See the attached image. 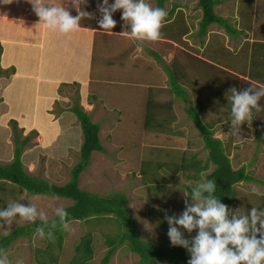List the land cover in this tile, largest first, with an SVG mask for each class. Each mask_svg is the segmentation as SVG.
Wrapping results in <instances>:
<instances>
[{"label": "rangeland", "instance_id": "1", "mask_svg": "<svg viewBox=\"0 0 264 264\" xmlns=\"http://www.w3.org/2000/svg\"><path fill=\"white\" fill-rule=\"evenodd\" d=\"M147 2L152 7H158L157 0ZM98 3H102V0H83L80 8L88 12L93 11L99 21L101 13L97 7ZM109 3H114V0H109ZM214 8L216 14L227 18L234 28L241 31L240 35L232 38L218 24L214 23L207 29L211 34L210 38L214 40L208 51H211L212 47L216 52V57L211 62L216 66L215 70L220 71V77L215 73L211 75L212 78L205 74L206 64L211 63L204 59L210 58L207 52L204 53L202 46L208 36H201L197 32L201 16L197 0H166L163 5L162 9L167 13L163 22L184 14L186 22L176 18L175 22L160 30L161 34L167 32L171 35L168 27L172 28L180 46L160 39L155 42L140 41L157 52L161 56L160 60L138 45L137 40L121 33L126 30L121 19L123 10H117L113 13V19L117 21L113 33L108 35L102 31L103 33L96 35L92 60L87 61L89 67L85 70L84 74L87 76L83 78L84 82L80 83L69 76L60 79L59 76L57 83L51 81L52 83L45 87L46 92L52 93L44 112L48 118L38 111L35 113L39 116L32 115L34 83L28 79L17 80L18 77L14 76L15 62L0 55L2 70L7 71L10 66L15 68V72L9 77L0 76V163H7L12 159L14 144L9 120L15 119L18 127L23 128L21 137L29 138L28 145L23 148L21 155L24 169L51 183H66L70 179L71 168L78 160L82 142L79 120L70 110L77 101L90 115L92 122L99 124V139L103 147L102 151L92 152L88 166L79 175V187L101 196L125 194L128 210L135 219L142 239L170 245L169 224L165 215L182 214L185 210V186L196 183V180L187 178L189 173L171 174L166 169H158L157 173L163 180L150 184L142 177L140 165L142 159L147 156L153 160L154 167L151 172H155L158 148L164 151V156L169 150H175L176 153L184 151L188 155L195 154L204 162L208 150L204 148L203 140L187 114V107L190 104L196 105L200 100L203 104L201 117L207 123L210 121L213 124V136L223 141L232 167L238 169L245 166L254 177L253 181H240L235 185L239 195L231 213L237 212L239 215L245 208L247 213L253 207L258 208L264 196L255 195L251 188L255 186L264 192V137L258 138L253 123L249 127L247 122L242 125L240 140L232 136L229 117L218 111L221 99L217 92L221 90V83L218 82L229 73L249 82L264 84V56L251 61L253 50L257 49V54L258 50H261L264 54V0H219V4ZM1 20L9 26L13 35L20 38L28 34L26 26L30 30V27L35 26V23L31 22ZM22 24L26 25L23 28L25 34L21 32ZM1 32L0 38L4 34ZM242 45H245V51L249 52L247 61L240 54ZM0 48H4L1 42ZM11 49H14V46ZM70 54L75 60H72V67L83 65V60L74 56L75 52ZM199 59L203 60V63ZM236 65L239 67H235ZM169 71L175 72L185 90L184 98L173 93ZM228 90L229 88L224 86L223 91L227 93ZM261 104L264 107V98L261 99ZM150 106L153 111H160V117H163L165 111L171 114L164 115L170 119L168 131L154 132L144 128L145 115ZM261 112L264 114V111ZM32 120H37L38 125L33 124ZM166 157L160 160L163 161ZM211 168L201 174V180H205V174L210 172ZM188 199L191 201L190 196ZM29 200L43 209L49 218H53V206L66 207L72 204V200L68 198L31 194L18 185L0 180V208H6L12 201L28 205ZM69 223L70 230L63 231L61 248L55 244L56 237L51 241L53 262L68 264L81 237L90 232L93 236V255L87 264H99L108 249L105 244L106 235L116 231L117 223L104 217H92L87 221L72 220ZM25 224L26 222L22 221L14 222L9 227L0 222V236L7 235ZM181 231L185 238L191 239L198 230L191 234L183 228ZM34 235L35 232L20 236L5 249L12 264H16L20 259H23L24 264H36V249H45L48 239H40L37 236L34 240ZM41 256L48 259L45 251ZM138 261L137 254L125 246H120L108 264H139Z\"/></svg>", "mask_w": 264, "mask_h": 264}, {"label": "trees", "instance_id": "2", "mask_svg": "<svg viewBox=\"0 0 264 264\" xmlns=\"http://www.w3.org/2000/svg\"><path fill=\"white\" fill-rule=\"evenodd\" d=\"M165 1L166 0H157V6L162 7ZM218 2L219 0H197V6L201 9L197 32L199 35L205 36L208 27L211 24L216 23L225 30L226 34H229L232 38H236L237 34L240 35L241 31L234 28L235 26H233L227 18L215 13L214 7ZM11 4L14 5L17 3L13 0ZM14 8L19 9L18 6H15ZM175 21L176 19L173 20V22ZM164 26L169 25L162 24V30H164ZM168 29L173 30L169 27ZM164 34L165 33H162L161 36ZM137 42L138 45L143 46V48L151 56L157 60L161 59V56L157 52L147 46H144L140 41ZM1 51L2 49L0 48V55ZM256 51L257 49L253 50L251 53L252 62H254L257 58L264 56L261 50H258V54ZM240 54L242 55V58H246L244 60L247 61L249 58V52L248 50L245 51V45H242ZM199 61L203 63V60L199 59ZM206 67L207 68L204 69L205 74L209 75L210 78H212L211 75L215 74L217 77H220L221 73L220 71L218 72L215 70L216 66L213 63L206 64ZM14 72V66L7 68V71L2 70L0 67V76L5 75L6 77H9ZM169 77L173 93H175L178 97L184 98L185 90L179 83L175 72L169 71ZM218 83H221V90L217 92L221 99L218 103V111H221L229 117L230 105L228 104L226 98V92L223 91L224 86L229 89L236 87L242 91L250 86V82L244 78H240L234 73H229L226 74V76ZM202 108L203 104L199 100L196 105L190 104L187 107V114L198 130L203 140L204 148L208 150V154L204 162L201 159H198L195 154L188 155L187 152L184 151L182 153H176L175 150H169L164 156L162 155V152L164 151L158 148L156 149V155L158 154V158L155 157L156 155L154 156L157 161L155 165V172H151L154 167V164H152L153 160L151 158H147L146 156L142 159V164L140 165L141 174L146 182L155 184L163 180L160 179L157 170L166 169L168 173L171 174L178 172L189 173L187 174V178L196 180V183H198L201 181V174L212 167L210 172L205 174V180L216 181L215 195L222 203L228 205L230 211L229 218H231V209L236 204L237 197L239 195V191L235 188V185L240 181H253L254 177L246 170L245 166L238 169L232 167L229 154L226 151V146H224L223 141L217 137L213 138V124L209 121L205 125L204 120L201 117ZM70 110L78 118L82 131V142L79 148V156L76 164L71 168L70 179L66 183L58 185L27 172L24 169L21 155L23 148L28 145L29 138L27 136L21 137L23 128L18 127L15 119H10L9 122L11 124L14 150L12 159L9 162L0 163V180L9 182L13 185H18L21 189L26 190L31 194L51 195L72 200V204L65 207L68 212V221H87L92 217H104L108 220H113L114 223H117L116 231H114L113 234L106 235L105 244L108 249L99 264H108L110 258L120 246H125L128 250L137 254L139 257V264H150L154 262L188 264L190 254L184 247L172 246V244L167 245L165 243H155L142 239L137 229L135 219L128 210V199L125 194L116 193L111 196H101L79 187V175L88 166L92 152L102 151L103 147L99 139V124L92 122L90 115L79 105L77 101L70 107ZM166 113L168 115L170 114L165 111L164 115ZM164 115L163 117H160V111H153V107L150 106L145 115L144 128L154 132L168 131L170 127V119L167 115ZM252 123L257 130L256 132L258 138L264 137V114H262V112L257 113L253 111ZM166 156H169V158ZM164 157H166L165 160H160ZM196 183L186 185V191L190 192L191 187ZM258 209L264 210V200L261 202ZM246 210L247 209L245 208L241 214H244ZM51 219L52 218H50V220ZM39 224L40 221H37L35 224L26 223L23 226L17 227L9 234L0 236V248L5 250L18 237L31 235L32 232H35V229L39 226ZM53 231L54 236L56 237L55 244L58 248H61L63 230L58 226ZM92 243L93 236L90 232L82 236L80 242L75 246L74 255L69 260L68 264H87L93 255ZM52 247L53 245L51 244V241L48 240V244L45 249H36V264H55V262H53L54 257L51 253ZM43 251H45L46 255H48V259L46 257H44V259L42 258L41 254Z\"/></svg>", "mask_w": 264, "mask_h": 264}, {"label": "clouds", "instance_id": "3", "mask_svg": "<svg viewBox=\"0 0 264 264\" xmlns=\"http://www.w3.org/2000/svg\"><path fill=\"white\" fill-rule=\"evenodd\" d=\"M13 0H0V3L10 4ZM33 5V12L38 16L37 25L43 24L47 29L60 34H69L80 28L82 18H90L91 13L81 10L83 0H71L78 15L62 6L44 4L42 0H28ZM101 18L98 21L100 29L111 35L117 21L113 13L123 10L121 19L124 21L125 31L137 41L155 42L161 36V27L167 13L159 7H152L147 0H102L97 5ZM230 93V94H229ZM230 105V133L237 140L242 138V125L247 122L251 127L253 111H264L260 101L264 98V84L250 81L247 89L239 90L232 87L226 93ZM205 125L207 121H204ZM215 138V136L213 137ZM216 181L201 180L191 187V191H183L185 210L180 215H165L169 224L168 236L172 246H182L190 254L188 264H264V210L253 207L249 213H231L228 205L221 202L215 195ZM251 192L257 196H264L257 187ZM191 197L189 201L188 197ZM25 205L19 201H12L6 208H0V222L9 227L14 223L26 222L40 224L35 229L34 240L47 238L55 239L54 229L58 226L63 231L70 230L68 212L64 206H53V218L38 208L29 200ZM166 211V210H165ZM181 228L189 234L198 230L195 236L187 239ZM47 229V231H46ZM0 264H12L6 251L0 248ZM16 264H24L23 259Z\"/></svg>", "mask_w": 264, "mask_h": 264}, {"label": "crops", "instance_id": "4", "mask_svg": "<svg viewBox=\"0 0 264 264\" xmlns=\"http://www.w3.org/2000/svg\"><path fill=\"white\" fill-rule=\"evenodd\" d=\"M52 1L56 0H48V2H46V0H42V3L65 7L73 16L78 15L75 7L71 4V0H60L59 2L53 3ZM15 2L17 4L13 5L10 3L11 7L9 4L0 3V19H5L8 22L17 20L24 23L31 22L35 23V26H29L31 28L30 30L28 26L22 24L21 32L25 34L26 30L28 31V34H25L22 38H20L13 35L14 33L9 30V26L4 24L1 20L0 31H2L1 33L4 32L0 38V42L4 45L1 56H3L6 60L15 62L16 73L14 76L18 77L17 80L23 81L22 79H28L32 82V84L34 83L35 90L33 91L32 97V111L34 114L32 115L37 117L39 116L38 113L44 114L47 110V100L50 98L52 93H48L50 91L46 92L45 87L48 84L50 85L52 83L51 81H54L53 83H55L59 76L61 77L60 79L67 78V76H69L77 79L80 83L84 82L83 78L87 76L84 73L89 67L87 61L88 59L89 61L92 60L96 35L103 33V30L99 27L95 13L89 10V13L92 14L91 17L82 18L79 22L80 28L77 31L69 34H60L47 29L43 24L36 25L39 18L33 12V5L29 3L28 0H15ZM218 4L219 2L216 5ZM15 6H18L19 9L14 8ZM21 6H24L25 8H22ZM159 8H163V6ZM183 16L184 14L181 13L176 15L174 18H170L169 20L162 22V24L169 25L173 23V20L176 19V17L185 21ZM211 25H214V23ZM24 27L25 30H23ZM170 31L171 35L165 33L163 35L165 37L160 36L159 39L180 46L177 44V40L175 38L176 33L174 34L173 30ZM206 34V37L208 36V40L205 41V43L203 41L202 46L204 53L207 52L210 59L205 57L204 59L207 60V62L212 63L211 60L216 57V52L212 47L211 51H208V47L209 45L212 46L214 40L210 38L211 34L209 31ZM213 35H215L214 32ZM12 46H14V49H11ZM72 52H75L74 56L78 58V60H83V65L75 68L71 66L72 60L75 61L71 57L70 53ZM232 61L234 62L235 60L232 59ZM235 67L239 66L236 65ZM240 68L244 69V67ZM8 87L9 85L7 88ZM4 97L6 98V96ZM37 111L38 113H35ZM45 116L48 118L47 114ZM32 123L38 125L37 120H32Z\"/></svg>", "mask_w": 264, "mask_h": 264}]
</instances>
